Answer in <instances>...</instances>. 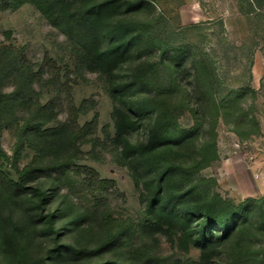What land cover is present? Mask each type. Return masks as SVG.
I'll list each match as a JSON object with an SVG mask.
<instances>
[{"label": "rangeland", "instance_id": "rangeland-1", "mask_svg": "<svg viewBox=\"0 0 264 264\" xmlns=\"http://www.w3.org/2000/svg\"><path fill=\"white\" fill-rule=\"evenodd\" d=\"M122 1L139 3L138 9L117 20L131 24L141 36L122 72L143 78L140 96L147 111L132 141L143 140L148 125L154 123H167L174 132L186 135L178 147L179 158L169 156L164 163L178 159L176 163L187 169L178 184L181 190L194 188L189 200L201 206L215 195L233 204L264 198V0ZM3 46L23 48L33 69H41L32 83V100L50 109L46 127L66 120L70 100L83 108L77 122L85 126L86 141L75 164L113 182V188L94 193L83 179L85 174L76 175L70 167L50 174L30 171L25 176L29 168L58 161L63 154L46 152L40 157L28 137L15 150L13 127L28 119L35 101H25L8 114L13 127L2 129L0 146L11 159L6 163L0 158V171L11 181L24 178L26 187L46 191L60 242L94 248L114 240L90 262L130 264L136 263L137 255L166 264L197 262L199 250L192 246L184 250L178 234L151 235L141 230L145 218L141 188L109 139L114 133V103L105 78L87 70L74 45L30 4L0 9ZM51 65L60 70L61 86L51 82ZM1 89L10 92V80ZM79 214L85 217L74 230L70 221ZM247 222L213 252L212 264H264V230L257 227L256 217ZM41 241L30 245L32 256L52 246L49 237ZM0 264H12L1 245Z\"/></svg>", "mask_w": 264, "mask_h": 264}, {"label": "trees", "instance_id": "trees-1", "mask_svg": "<svg viewBox=\"0 0 264 264\" xmlns=\"http://www.w3.org/2000/svg\"><path fill=\"white\" fill-rule=\"evenodd\" d=\"M24 4L35 7L74 45L87 70L105 78L107 94L114 103V133L109 138L110 143L119 149L120 160L134 183L141 188L145 216L141 230L145 234H178L184 250L192 246L200 253L197 262L187 264H212L213 252L225 245L238 228L245 227L249 217H256L257 227L264 230V198L233 204L215 195L203 206L190 201L194 188L181 190L178 183L187 174V169L176 163L178 159L176 161L175 158H179L178 147L184 143L186 135L174 132L167 123H154L148 125L143 140L132 141L133 133L141 127V120L147 115L140 96L144 80L123 74L122 68L129 63L141 36L134 32L131 24L117 19L138 9L139 3L122 0H0V9L14 10ZM50 69L51 82L61 86L60 70L54 65ZM40 72L41 69H33L23 48H0V132L6 127H13V121L7 119L8 114L25 101H35L28 119L19 127H13L15 150L28 137L38 147L40 157L46 152L52 153V156L63 154L58 161L29 168L25 176L30 171L50 174L51 171L63 172L70 167L76 175L85 174L83 179L91 192H105L113 188L111 180H102L93 169L75 164L79 147L86 141L85 126L77 122L83 108H76L70 100L66 120L57 126L46 127L50 109L41 105L38 99L32 100V83ZM8 80L12 89L4 92L1 87ZM64 89L69 93L68 87ZM169 156H175L176 162L164 163ZM0 158L6 163L11 159L1 146ZM49 199L50 196L40 187H26L24 178L11 181L0 171V245L10 256L12 264H76L83 261L90 264H126L116 260L89 261L114 240L94 248L60 242L55 214L47 209ZM83 216L79 214L70 221L74 230L81 226ZM48 237L52 246L41 255L32 256L30 245ZM130 264L166 263L150 256L137 255L136 263Z\"/></svg>", "mask_w": 264, "mask_h": 264}, {"label": "crops", "instance_id": "crops-1", "mask_svg": "<svg viewBox=\"0 0 264 264\" xmlns=\"http://www.w3.org/2000/svg\"><path fill=\"white\" fill-rule=\"evenodd\" d=\"M263 173H264V171H263ZM257 182H258V180H257ZM259 185H260V183H258ZM261 188L263 189V187H259V190H261ZM264 190V189H263Z\"/></svg>", "mask_w": 264, "mask_h": 264}]
</instances>
